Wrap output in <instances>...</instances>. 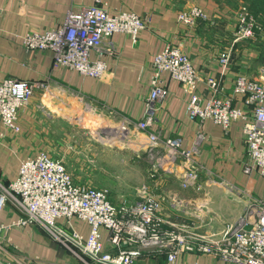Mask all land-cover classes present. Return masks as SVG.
<instances>
[{"label": "built area", "instance_id": "obj_1", "mask_svg": "<svg viewBox=\"0 0 264 264\" xmlns=\"http://www.w3.org/2000/svg\"><path fill=\"white\" fill-rule=\"evenodd\" d=\"M236 17L231 45L223 48L216 58L223 68L230 64L234 45L264 39V25L258 24L246 9ZM204 20H208L207 15L197 6L177 15V22L191 30ZM146 28V20L137 14L123 10L110 14L104 0H92V4L78 12L70 8L62 26L44 33H28L23 47L28 51H50L54 66L99 79L108 69L106 58L116 54L111 37L126 34L136 43ZM93 52L95 60L91 59ZM164 74L190 95L188 116L198 126L209 120L227 133L232 124L242 123L246 152L243 173L256 174L264 180V71L257 79L237 75L231 93L226 94L222 80L200 75L179 44L166 45L154 57L141 120L123 119L119 126L123 136L132 129L145 135L146 147L135 157L146 161L148 180L177 177L182 189L191 188L198 194L203 190L198 181L204 169L199 162L202 133L189 148H184L180 138H161L153 131L157 124L155 103L167 95ZM199 85L210 95L200 93ZM50 89L48 80L1 81L0 122L18 133L19 110L35 93ZM236 96H241L243 109L233 107ZM76 98L84 100L80 95ZM86 108L90 109L88 105ZM153 191L142 185L135 201L113 204L107 190L75 184L61 161L39 153L21 163L14 181L8 184L0 181V213L10 204L21 215L9 226L0 223V248L12 226L35 224L66 248L78 250L93 264H135L142 256L153 255H164L167 264H178L177 260L188 254L211 257L218 264H264V198L248 196L243 212L234 222L219 232H209L206 228L211 219L206 222L200 215L205 209L210 212L205 204L193 209L189 223L176 224L162 215L161 198ZM172 203V208L182 206L177 200ZM61 219L67 223L72 219L87 223L88 236L82 238L64 231L57 225ZM101 229L107 232L105 241L101 239Z\"/></svg>", "mask_w": 264, "mask_h": 264}, {"label": "crops", "instance_id": "obj_2", "mask_svg": "<svg viewBox=\"0 0 264 264\" xmlns=\"http://www.w3.org/2000/svg\"><path fill=\"white\" fill-rule=\"evenodd\" d=\"M104 3L110 14L122 10L137 14L146 20L147 28L140 32L136 43H132L129 35H113L110 42L116 54L106 58L108 69L101 78L92 79L54 66L50 51H28L23 47L28 33H44L62 26L70 8L78 12L81 7L92 4V0H0V82L48 80L51 87L49 92L35 93L19 110L18 133L11 132L0 122V181L4 184L17 178L24 160L39 153L53 158L46 146L51 131L48 127L56 122L57 118H53L56 112H60L59 119L67 123L81 106L88 105L90 113L115 127H119L123 119L140 121L150 89L152 61L168 44L181 45L200 75L220 78L226 94L231 93L237 75L257 79L264 71V65L255 61L258 56L253 49L258 40L264 43L263 38L249 41V47L246 42L234 45L228 67L223 68L217 62L218 53L231 45L237 25L235 9L218 0H104ZM194 6L201 8L208 20L199 21L191 30L177 22V15ZM96 58L93 52L91 59ZM163 81L167 95L155 103L157 124L153 131L161 138H180L184 148H189L202 133L199 162L204 169L198 181L207 200L202 201L201 195L191 188L182 189L177 177L164 176L155 182L149 181V186L154 189L153 194L161 198L162 215L172 223H189L193 209L202 204L206 206L208 201L210 212L205 209L200 215L206 222L211 219L206 230L219 232L240 216L248 196L264 198V180L256 174L243 173L246 152L241 122L232 124L227 133L209 120L198 126L188 116L190 95L168 74L163 75ZM198 91L210 95L203 85L198 86ZM76 95L83 96L84 100H78ZM233 107L243 109L241 96L234 97ZM130 132L136 134L141 149L145 148V135L135 129ZM177 175L180 176L179 171ZM175 200L182 204L181 208L170 207ZM20 216L7 204L0 213V223L9 226ZM57 225L82 238L90 231L87 223L77 219L68 223L61 219ZM100 234L105 241L107 232L101 229ZM0 261L2 264H93L78 250L66 248L35 224L11 227L1 244ZM177 263L218 264L211 257L193 254L180 257ZM135 264L167 263L164 255H153L142 256Z\"/></svg>", "mask_w": 264, "mask_h": 264}, {"label": "rangeland", "instance_id": "obj_3", "mask_svg": "<svg viewBox=\"0 0 264 264\" xmlns=\"http://www.w3.org/2000/svg\"><path fill=\"white\" fill-rule=\"evenodd\" d=\"M218 2L235 9L236 15L244 8L258 24L264 25V12L259 13V16L252 9L255 7L257 11L264 10V0ZM249 44L251 43L246 41V46L249 47ZM253 49L258 56L255 61L264 65V43L258 40L253 44ZM86 107L81 106L74 117L67 119V123L59 119L60 112L53 115L57 120L48 127L51 131L48 134L47 150L54 159L62 162L75 184L107 190L113 204L135 201L142 185L150 188L146 161L135 157L142 150L136 134L127 132L123 136L119 127L90 113V109ZM204 194L205 192L199 193L202 201L207 200ZM206 202V206L210 208V204ZM222 214L226 215L224 212Z\"/></svg>", "mask_w": 264, "mask_h": 264}, {"label": "trees", "instance_id": "obj_4", "mask_svg": "<svg viewBox=\"0 0 264 264\" xmlns=\"http://www.w3.org/2000/svg\"><path fill=\"white\" fill-rule=\"evenodd\" d=\"M252 9H253V11L256 13L255 15H257V14H259V13H262V12H264V10H259V11H257L256 9H255V7H252ZM259 16H260V14H259ZM263 18V17H262ZM263 20H264V18H263Z\"/></svg>", "mask_w": 264, "mask_h": 264}]
</instances>
